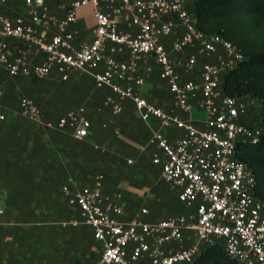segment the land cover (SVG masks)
Listing matches in <instances>:
<instances>
[{
	"label": "built area",
	"instance_id": "2783aa9c",
	"mask_svg": "<svg viewBox=\"0 0 264 264\" xmlns=\"http://www.w3.org/2000/svg\"><path fill=\"white\" fill-rule=\"evenodd\" d=\"M8 0H0V8ZM66 15L52 20L45 0H24L29 21L10 19L0 12V68L13 78L43 80L52 71L66 81L73 71L92 79L97 89L112 93L105 105L113 115L121 102L130 101L149 129L147 145L155 148L153 165L161 181L176 194L182 211L175 216L148 222L127 219L123 208L102 194L103 176L90 189L62 190L80 221L90 227L101 251L97 264H193L202 249L219 246L237 264H264V203L254 194L255 180L236 159L239 143L257 144L264 137L262 106L248 98L226 97L223 78L244 61L230 42L207 35L196 26L189 0H67ZM91 6L95 27L89 43L75 47L69 30L78 9ZM46 25L56 29L48 36ZM41 26L42 31H37ZM173 53L193 54L174 60L165 41L178 28ZM8 41H13L15 47ZM126 52V60L107 54L108 48ZM41 55V63H28L26 54ZM205 61L196 69L198 56ZM151 58L156 77L167 85L173 105L189 113L190 101L201 94L197 108L204 115L201 127L174 111L148 103L137 92L144 85L139 64ZM21 114L48 129L71 130L76 141L85 139L91 124L84 109L69 112L55 122L45 121L30 100L19 102ZM162 129L174 127L182 135L172 142L148 122ZM141 216L148 215L146 209ZM147 261V262H146Z\"/></svg>",
	"mask_w": 264,
	"mask_h": 264
},
{
	"label": "crops",
	"instance_id": "0c3cea01",
	"mask_svg": "<svg viewBox=\"0 0 264 264\" xmlns=\"http://www.w3.org/2000/svg\"><path fill=\"white\" fill-rule=\"evenodd\" d=\"M45 5L52 20L66 15L67 0H45ZM0 12L10 19L19 17L29 21L24 0H8ZM46 26L48 36L57 33L53 27ZM94 27L92 7L78 9L69 28L74 34L73 45L77 48L89 43ZM42 30L41 26L37 27V31ZM183 32L180 27L165 41L174 60L193 54L192 50L171 51V42ZM8 42L15 47L13 41ZM107 54L128 58L126 52L110 47ZM205 59L198 56L196 69ZM25 60L41 63L43 57L28 53ZM139 69L144 85L137 87L136 92L142 98L201 127L204 115L197 108L199 91L190 101L191 111L182 113L174 107L167 85L156 77L153 59H143ZM112 96L106 89H97L91 78L77 71L71 72L66 81L55 71L46 79L34 80L10 77L0 68V264H97L100 244L90 227L81 222L72 225L73 221H80L79 213L68 204L62 190L90 189L99 172L105 175L103 196L120 205L127 219L162 220L173 211L158 209L157 204L165 202L171 194L175 195L179 213L182 211L173 189L166 190L167 196L156 185L147 184L151 174L157 183L161 180L159 167L152 163L156 150L147 145L148 125L138 118L128 100L121 102V112L117 115L106 105L111 113L103 109L102 99L106 101ZM22 98L32 101L49 122L83 108L91 124L88 136L76 141L69 128L48 129L25 118L19 106ZM97 109L103 112L100 114ZM148 124L170 142L182 135L174 127L162 129L153 118ZM142 209L148 215L141 216Z\"/></svg>",
	"mask_w": 264,
	"mask_h": 264
},
{
	"label": "trees",
	"instance_id": "16d2710c",
	"mask_svg": "<svg viewBox=\"0 0 264 264\" xmlns=\"http://www.w3.org/2000/svg\"><path fill=\"white\" fill-rule=\"evenodd\" d=\"M197 28L233 44L244 61L224 75L226 97L248 98L262 106L264 126V0H189ZM236 159L251 171L254 194L264 203V137L257 144L239 143ZM193 264H237L223 249H202Z\"/></svg>",
	"mask_w": 264,
	"mask_h": 264
},
{
	"label": "rangeland",
	"instance_id": "374dc122",
	"mask_svg": "<svg viewBox=\"0 0 264 264\" xmlns=\"http://www.w3.org/2000/svg\"><path fill=\"white\" fill-rule=\"evenodd\" d=\"M32 56H36V57H39L40 55L38 54V55H34V54H31ZM102 108L103 109H105V110H107L109 113H111L110 112V110L105 106V99H102ZM102 109V110H103ZM102 110H100V109H97V112H99L100 114L103 112ZM96 175H102L103 176V181H104V179H105V175H103L102 173H96ZM153 174H151V179H150V181H148V183L147 184H151L150 186H154V185H156V187H158V189H160V191L161 192H163L164 194H166L167 196L169 195L167 192L168 191H166V190H170V187L168 186V185H166V184H164V183H162L161 182V180L159 179V181H158V183L154 180V175L152 176ZM145 182V181H144ZM166 191V192H165ZM163 194V195H164ZM174 194V193H173ZM175 195H172L171 194V196L169 195L168 196V198H167V200L164 202V201H162V202H158V204H157V207H158V209H161V208H163L162 210H165V209H167V208H169V209H171L173 212L169 215V216H165L164 218H161V219H165V218H168V217H170V216H175V215H177V214H179V211H180V207H179V205H177L176 204V202L174 201V197Z\"/></svg>",
	"mask_w": 264,
	"mask_h": 264
}]
</instances>
